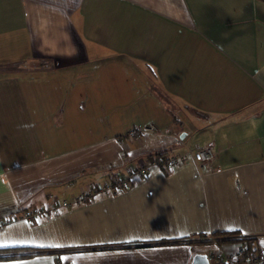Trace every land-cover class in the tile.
Returning <instances> with one entry per match:
<instances>
[{
	"label": "crops",
	"instance_id": "0c3cea01",
	"mask_svg": "<svg viewBox=\"0 0 264 264\" xmlns=\"http://www.w3.org/2000/svg\"><path fill=\"white\" fill-rule=\"evenodd\" d=\"M197 146L205 173L188 155L23 218ZM0 222L20 254L0 264L210 263L231 230L264 248V0H0Z\"/></svg>",
	"mask_w": 264,
	"mask_h": 264
},
{
	"label": "built area",
	"instance_id": "2783aa9c",
	"mask_svg": "<svg viewBox=\"0 0 264 264\" xmlns=\"http://www.w3.org/2000/svg\"><path fill=\"white\" fill-rule=\"evenodd\" d=\"M145 131H158L153 125L141 126L138 129L131 130L127 133L128 137L137 139ZM192 156L198 163L200 173H205L209 170V164L214 159V151L210 146H197L187 149L179 154H170L161 158H152L144 163L131 166L123 173L118 174L113 179L102 184L90 185L88 189L74 195L70 199L54 201L49 205H44L34 209L31 212L23 214V218L31 220L33 217L58 213L62 209L72 206H77L81 203L91 201L99 195H116L125 188L130 180L136 177L146 175L152 166H157L164 170H170L179 164L180 159L186 156ZM2 225V222H0ZM208 242L213 245L210 256L214 262L219 264H264V248H256L253 251L247 249V244L243 239L224 242L220 241L219 237L214 235L208 238Z\"/></svg>",
	"mask_w": 264,
	"mask_h": 264
},
{
	"label": "trees",
	"instance_id": "16d2710c",
	"mask_svg": "<svg viewBox=\"0 0 264 264\" xmlns=\"http://www.w3.org/2000/svg\"><path fill=\"white\" fill-rule=\"evenodd\" d=\"M214 234H215L214 236H217L220 238V241H224V242L234 241V240H238V239H245V240H247V249L249 251H253L257 248V247H254V245L252 243L254 237L242 235L238 231L231 230V231H223V232H214ZM10 249H15V248H10ZM6 250L7 249L0 248V259L1 258H7V257L20 256V254H17V253H5ZM214 264H219V263L214 262Z\"/></svg>",
	"mask_w": 264,
	"mask_h": 264
},
{
	"label": "water",
	"instance_id": "95a60500",
	"mask_svg": "<svg viewBox=\"0 0 264 264\" xmlns=\"http://www.w3.org/2000/svg\"><path fill=\"white\" fill-rule=\"evenodd\" d=\"M188 264H210L205 253H195Z\"/></svg>",
	"mask_w": 264,
	"mask_h": 264
},
{
	"label": "rangeland",
	"instance_id": "374dc122",
	"mask_svg": "<svg viewBox=\"0 0 264 264\" xmlns=\"http://www.w3.org/2000/svg\"><path fill=\"white\" fill-rule=\"evenodd\" d=\"M209 244H210V243L208 242L207 245L209 246ZM259 247L261 248L262 246L259 245ZM208 251H209V250H208ZM210 264H214V261H213L212 259H210Z\"/></svg>",
	"mask_w": 264,
	"mask_h": 264
}]
</instances>
